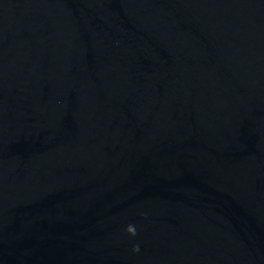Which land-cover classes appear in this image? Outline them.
<instances>
[{
    "label": "water",
    "instance_id": "water-1",
    "mask_svg": "<svg viewBox=\"0 0 264 264\" xmlns=\"http://www.w3.org/2000/svg\"><path fill=\"white\" fill-rule=\"evenodd\" d=\"M0 264H264V0H0Z\"/></svg>",
    "mask_w": 264,
    "mask_h": 264
},
{
    "label": "clouds",
    "instance_id": "clouds-1",
    "mask_svg": "<svg viewBox=\"0 0 264 264\" xmlns=\"http://www.w3.org/2000/svg\"><path fill=\"white\" fill-rule=\"evenodd\" d=\"M125 232L130 237H135L137 235L136 227H135V225H132V224H129L126 227ZM132 251L133 252H138L139 251V246L138 245L133 246Z\"/></svg>",
    "mask_w": 264,
    "mask_h": 264
}]
</instances>
